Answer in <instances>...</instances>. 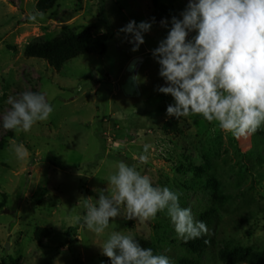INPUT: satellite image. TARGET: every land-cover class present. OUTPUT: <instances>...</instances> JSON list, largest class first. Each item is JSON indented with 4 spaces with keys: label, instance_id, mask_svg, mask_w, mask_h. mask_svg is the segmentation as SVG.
<instances>
[{
    "label": "rangeland",
    "instance_id": "obj_1",
    "mask_svg": "<svg viewBox=\"0 0 264 264\" xmlns=\"http://www.w3.org/2000/svg\"><path fill=\"white\" fill-rule=\"evenodd\" d=\"M37 1L0 0V264H105L101 246L114 230L149 242L172 264H246L229 259L247 254L264 264V127L236 139L200 115L168 117L173 98L156 90L165 81L152 50L189 0H157L160 9L153 0H58L32 22ZM153 18L133 52L132 37L119 30ZM67 30L108 35L106 54L80 56L60 69L24 56L28 43L59 40ZM26 91L44 94L54 112L8 136L6 101ZM19 144L27 149L23 158L15 153ZM120 161L154 186L181 193V206L207 225L206 250L179 238L166 211L129 220L122 208L100 235L84 226V199L111 192L108 177Z\"/></svg>",
    "mask_w": 264,
    "mask_h": 264
},
{
    "label": "clouds",
    "instance_id": "obj_2",
    "mask_svg": "<svg viewBox=\"0 0 264 264\" xmlns=\"http://www.w3.org/2000/svg\"><path fill=\"white\" fill-rule=\"evenodd\" d=\"M43 15L34 11L28 18L36 22ZM153 23L154 18L139 24L132 20L119 30L132 37L133 52L145 43L144 36ZM160 23L167 27L169 22ZM170 23L167 36L152 50L160 66L159 76L165 81V86L156 90L174 101L167 106V116L200 115L208 122H217L221 131L236 139L264 127V0H189L179 18L173 16ZM192 33L195 35L189 39ZM135 68V63L130 65V71ZM131 79L143 83L139 75ZM6 103L11 110L3 118L5 130L28 132L54 112V106L40 92L9 96ZM15 153L23 158L27 149L19 144ZM139 159L146 163L148 157L141 155ZM108 183L110 193L108 188L95 190L96 199H84L83 224L97 235L105 232L110 219L122 215V208L129 220L154 218L166 211L177 236L185 242L207 231V225L194 217L191 208L181 206V193L154 186L135 165L117 162ZM101 248L111 264H172L168 256L142 247L122 231H112Z\"/></svg>",
    "mask_w": 264,
    "mask_h": 264
},
{
    "label": "trees",
    "instance_id": "obj_3",
    "mask_svg": "<svg viewBox=\"0 0 264 264\" xmlns=\"http://www.w3.org/2000/svg\"><path fill=\"white\" fill-rule=\"evenodd\" d=\"M57 1L58 0H38L35 7L36 11L45 13L51 10ZM152 3L155 9L162 8L160 5H158L157 0H153ZM108 41V35L92 37L89 30H84L81 33L67 30L63 34V37L59 40L52 42L35 40L28 43L24 48V56L27 59L33 58L44 61L49 67L53 69H60L73 59H76L80 56L105 55L107 52ZM9 50H13V47H9ZM7 134L8 136H13V131L8 130ZM2 144L4 143H0V147ZM4 203L5 200L3 198V201L0 203V208L3 207ZM137 241H139L142 247L152 248L155 253L154 246L149 242L139 239ZM209 243L210 240L202 235L197 239L187 241V244H189L193 250H197L199 252L206 250ZM68 251L73 253L71 246H68ZM103 261L105 264H111V260L105 255H103ZM229 261L232 263L238 261L246 264H255L254 258L250 257L248 254L236 259H229ZM14 264H16V262H14Z\"/></svg>",
    "mask_w": 264,
    "mask_h": 264
}]
</instances>
